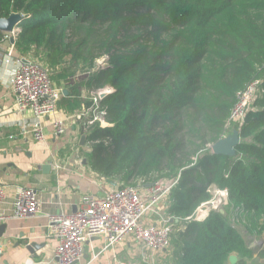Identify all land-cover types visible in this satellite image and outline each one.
<instances>
[{
  "label": "trees",
  "instance_id": "1",
  "mask_svg": "<svg viewBox=\"0 0 264 264\" xmlns=\"http://www.w3.org/2000/svg\"><path fill=\"white\" fill-rule=\"evenodd\" d=\"M12 13L17 52L39 48L50 67L87 70L89 91L113 89L99 101L107 125L86 136L92 171L116 187L173 183L160 264H228L231 253L264 264L228 210L242 206L245 231L264 232V0H0V18ZM254 80L243 122L225 129ZM234 129V154L212 153ZM212 187L227 192L223 212L196 219Z\"/></svg>",
  "mask_w": 264,
  "mask_h": 264
},
{
  "label": "crops",
  "instance_id": "2",
  "mask_svg": "<svg viewBox=\"0 0 264 264\" xmlns=\"http://www.w3.org/2000/svg\"><path fill=\"white\" fill-rule=\"evenodd\" d=\"M11 43L10 40L0 42V187L4 190L0 215L11 214L12 201L20 186L35 189L38 212L29 219L5 217L0 221L4 224L0 236V264H56L53 254L55 239L48 234L49 216L69 214L75 210L83 195L101 196L116 186L93 172L87 161L89 147L84 146L87 132L81 114L90 104L91 91L81 81L59 79L63 82L58 85L62 96L56 114L64 119V133L54 135L49 120L45 119L44 140L33 138V118L28 111L16 113L9 85L18 59L26 56L21 52L18 54L13 47L12 57L7 60L4 54ZM82 135L85 140L80 145ZM146 187H139L143 197L147 196ZM211 190L215 192L214 187ZM166 208L167 195L145 213L144 223L169 220ZM130 239L125 237L114 246L103 249L100 237L85 238L82 242L83 255L76 264H120L123 253L133 256L139 253V261L147 264L166 261L163 252L153 253ZM32 242L36 247L27 250L26 245Z\"/></svg>",
  "mask_w": 264,
  "mask_h": 264
},
{
  "label": "built area",
  "instance_id": "3",
  "mask_svg": "<svg viewBox=\"0 0 264 264\" xmlns=\"http://www.w3.org/2000/svg\"><path fill=\"white\" fill-rule=\"evenodd\" d=\"M18 31L19 27L15 26L12 31L2 33L0 42L14 38ZM12 52L13 43L9 45L4 57L10 60ZM9 85L16 113L22 114L28 111L33 118L31 130L36 141H43L45 138V119L49 120L54 135L64 133V119L56 114L62 90L54 85L45 65L31 58L21 57L12 72ZM257 85L258 80L251 81L237 93L226 120L225 129L243 122L253 102ZM97 91H91L90 104L85 113L81 114L87 134L95 127L107 125L105 111L100 106ZM172 185L173 183L160 182L148 185L146 197L141 195L139 187L132 185L115 187L101 196L86 194L80 198L73 212L49 216L48 234L55 239L53 254L56 264H76L83 255V240L92 237L101 238L103 249L114 246L125 237H130L135 243L153 253L164 252L172 232L169 220L162 219L158 223L148 224L144 223L143 217L152 205L168 194ZM214 191L212 193L211 190V199L196 209L194 217L204 205H208L207 212L227 202L225 189ZM3 197L4 190L0 187V201ZM37 212L38 200L35 189L20 186L12 201L11 214L0 215V221L5 217L29 219L36 216ZM207 213H204L203 217ZM1 254L2 245L0 244V257Z\"/></svg>",
  "mask_w": 264,
  "mask_h": 264
},
{
  "label": "rangeland",
  "instance_id": "4",
  "mask_svg": "<svg viewBox=\"0 0 264 264\" xmlns=\"http://www.w3.org/2000/svg\"><path fill=\"white\" fill-rule=\"evenodd\" d=\"M17 53L19 54V52H17ZM20 54H23L26 57L31 58V59L38 61L39 63L45 65L47 70L49 71V74L51 76L52 81H54L56 86L60 85V83H63V82H60L59 79H65V78L69 79L70 81L71 80H79L82 82V80H84V78H86L88 76V73H89L87 70L83 69L80 65L73 66L68 70L62 69L66 66V64H64L62 66L60 65L58 67H50L44 61V53H42V51L39 48H32L29 51H26L25 53H20ZM66 62H68V59ZM96 62H97L96 63L97 65L101 66L103 64V59H99ZM86 145H88V144H84V146H86ZM84 155H86V151H84ZM138 187L141 188L142 186H138ZM221 207H222V205L218 206L217 208H219V210H220V209H222ZM207 208H208V205L202 206L197 211V215L195 216L196 219L201 218L203 215H205L208 212V210L206 212ZM232 208L233 209H231V208L228 209L229 212H231L230 218H231V221H232L234 228H236V230L239 232V234L240 233L243 234V238H244L243 244H245L249 248H255V247L262 248V247H264V232L257 234L251 229H248V231H252L251 233L245 231L246 230V227L244 226V224H246V223H244V221L246 220L245 210L242 208V206H238V207L234 206ZM130 242L133 243L132 241H130ZM142 252H144V251L142 250ZM230 255H233L235 258L233 264H239V259H238L237 255L235 253H231ZM139 256H140L139 253H138V255H135V256L129 255V253L128 254L123 253V255L120 258L119 263L120 264H147V263L139 261V259H138ZM243 259H244L243 264H257V262H258V260L255 257V254L253 256H247V254H246ZM151 263L152 264H159L160 262L153 261ZM228 264H230V263L228 262Z\"/></svg>",
  "mask_w": 264,
  "mask_h": 264
},
{
  "label": "water",
  "instance_id": "5",
  "mask_svg": "<svg viewBox=\"0 0 264 264\" xmlns=\"http://www.w3.org/2000/svg\"><path fill=\"white\" fill-rule=\"evenodd\" d=\"M21 14L19 13H12L6 18H0V31L1 32H10L12 31L13 27L18 26L21 22ZM11 42L14 41V38L10 39ZM113 93V89L110 86H106L102 89H99L97 91V96L101 100L103 97H105L108 94ZM85 136L82 135L79 140V144L82 145L84 143ZM239 142V136L237 130H233L231 133L227 134L226 136H223L216 142H214L210 148L212 153L214 154H223V155H229L232 156L235 151V146ZM220 212H223L222 209H220ZM4 229V224H0V236L2 233V230ZM36 244L34 242L29 243L26 245L27 250H31V248L36 247ZM41 246L43 244H40ZM235 258L233 255L228 256V262L230 264H233Z\"/></svg>",
  "mask_w": 264,
  "mask_h": 264
}]
</instances>
